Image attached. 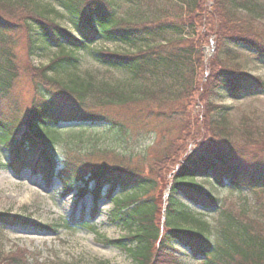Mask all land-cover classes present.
Listing matches in <instances>:
<instances>
[{
	"label": "trees",
	"instance_id": "obj_1",
	"mask_svg": "<svg viewBox=\"0 0 264 264\" xmlns=\"http://www.w3.org/2000/svg\"><path fill=\"white\" fill-rule=\"evenodd\" d=\"M52 1H58L60 10ZM166 1L180 12L133 21L116 18L113 0H0L5 16L0 14V145L15 173L30 169L43 175L47 184L58 179L62 196L89 182L97 198L108 189L114 205L109 221L128 234L118 240L97 236L135 264H181L177 245L204 264H264V222L241 220L220 210L218 200L197 183L204 179L216 188L247 190L257 201L264 192V133L245 119L239 141L225 109L213 100L221 90L233 99L264 92V81L242 73L243 68L231 62V46L247 48L264 62V38L254 34L253 27V15L263 12L260 0ZM64 13L77 35L63 25ZM17 36L24 39L28 57L48 47L58 49L46 66L32 72L33 97L28 104L13 97L20 76L14 53ZM211 41L215 52L207 57L205 45ZM109 43L125 49L95 50L96 45ZM83 52L118 77L111 74L97 81L82 73ZM108 107L126 110L127 117H108L104 114ZM100 126L134 137L152 136L154 143L139 157L148 166L147 176L130 169L134 157L113 164L103 160L91 167V158L99 152L100 156L113 152L79 147L87 140L85 130ZM76 128L74 139H62ZM57 144L65 145L63 162ZM87 188L80 193L87 194ZM126 189L132 192L113 196ZM179 197L217 213L215 241L209 225ZM0 224L31 225L2 213ZM32 225L49 232L59 228L97 232L84 217ZM25 255L19 251L6 262L26 264Z\"/></svg>",
	"mask_w": 264,
	"mask_h": 264
},
{
	"label": "rangeland",
	"instance_id": "obj_2",
	"mask_svg": "<svg viewBox=\"0 0 264 264\" xmlns=\"http://www.w3.org/2000/svg\"><path fill=\"white\" fill-rule=\"evenodd\" d=\"M116 5V18H124L137 21L155 16L173 17L180 11L172 2L166 0H113ZM262 11L254 14V34L264 38V0H260ZM52 6L59 9L58 1H52ZM137 8L138 10H136ZM4 18L5 16L0 13ZM65 14V13H64ZM63 25L76 34L72 24L69 23V16L65 14ZM241 17H247L246 12L240 13ZM10 19V18H9ZM12 21V20H11ZM248 26L245 27V30ZM252 35V34H251ZM17 46L14 50L16 62L20 67V76L13 86V97L25 104L29 103L33 97L32 93V72L35 69L46 66L57 54L54 47L45 48L42 52H36L32 57H28L26 44L21 36H17ZM210 42L206 44L205 54L207 57L213 56ZM108 48L113 51L125 49L119 44H98L95 50ZM96 50V51H97ZM233 52L232 63L243 68L242 73L264 81V62L258 61L253 53L241 46H231ZM81 72L90 73L97 81L109 79L112 74L107 69L98 65L90 54L82 53ZM112 74V75H111ZM214 102L222 106L225 115L233 129L235 135L242 141L239 134V126L243 120H249L251 125L259 133H264V92L251 97L233 99L224 90L215 97ZM89 103V102H88ZM90 104V103H89ZM97 113V112H95ZM108 117L118 119L127 117L126 110L108 107L104 112ZM78 128L70 130L63 135V140L71 141L77 136ZM86 132V133H85ZM86 139L79 144L80 148H104L110 149L112 153L91 158V167H96L103 160L109 164L115 161L129 160L134 157L130 167L136 171L138 176H147V164L139 159L150 146L154 139L150 135L134 137L132 134L113 129L91 128L85 130ZM65 145L57 144L56 153L61 162L65 159ZM115 155H114V154ZM108 155V156H107ZM9 154L0 145V164L6 165L9 162ZM113 159V160H112ZM97 163V164H96ZM197 183L219 201L220 210L230 213L233 217L245 220H260L264 222V192L261 200L257 201L255 193L247 190L234 191L230 188H216L204 179H198ZM131 189L119 190L116 196L125 197L132 192ZM166 191V190H165ZM181 203L189 207L192 214L202 217V220L209 225L210 236L213 241L217 239V213L202 214L200 208L188 205L183 197H179ZM97 205V213L93 216L95 201L90 194L80 196L76 191L62 197V186L59 181H54L50 186L41 175L32 174L30 171L16 174L8 168H0V213L9 214L11 217H20L31 225L2 226L0 225V264H7L9 255L17 254L19 251L27 252L25 255L26 264H135L134 261L122 251L102 244L99 235L108 239L118 240L127 236V231L122 227L112 224L109 221V213L113 211V206L105 196L101 198ZM76 213L79 218L84 214L86 220L97 229L96 234L84 229L66 230L59 228L57 232L39 230L32 224L51 225L61 223L63 220ZM202 214V215H201ZM178 249L179 262L181 264H204L201 259H193L187 248L176 246Z\"/></svg>",
	"mask_w": 264,
	"mask_h": 264
}]
</instances>
